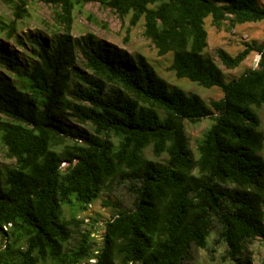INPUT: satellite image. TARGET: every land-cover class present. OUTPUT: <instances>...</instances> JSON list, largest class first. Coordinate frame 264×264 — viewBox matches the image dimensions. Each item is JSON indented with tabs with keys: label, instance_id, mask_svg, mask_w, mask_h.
I'll return each mask as SVG.
<instances>
[{
	"label": "trees",
	"instance_id": "trees-1",
	"mask_svg": "<svg viewBox=\"0 0 264 264\" xmlns=\"http://www.w3.org/2000/svg\"><path fill=\"white\" fill-rule=\"evenodd\" d=\"M26 1L16 9L24 11ZM44 1L60 25L52 43H37L35 59L24 66L0 49V66L15 78L0 79V143L14 159L0 171V264H195L191 247L206 248L213 230L223 257L250 264L247 244H264V131L256 111L264 104V40L245 43L235 55L217 50L226 68L240 65L251 50L259 53L254 67L225 81L203 54L204 19L230 30L264 20V5ZM87 1L128 17L127 30L142 19V35L157 55L172 53L175 76L217 86L222 96L205 103L170 85L145 55L128 56L90 32L74 37V10ZM77 53L87 72L73 65ZM66 117L90 130L72 129ZM203 117L212 121L194 155L184 121ZM147 147L154 159L145 155ZM118 183L128 185L131 206L104 221L99 245L85 229L67 248L75 219H65L62 206L85 211Z\"/></svg>",
	"mask_w": 264,
	"mask_h": 264
},
{
	"label": "rangeland",
	"instance_id": "rangeland-1",
	"mask_svg": "<svg viewBox=\"0 0 264 264\" xmlns=\"http://www.w3.org/2000/svg\"><path fill=\"white\" fill-rule=\"evenodd\" d=\"M258 1L264 5V0ZM18 3L19 0H0V49L5 55H11L19 65L24 66L35 59L33 51H35L37 43L45 45L52 43L56 35L60 33V25L55 20L54 7L50 3L44 0H27L24 11L16 9L15 6ZM15 12H19L21 15L16 17ZM142 22L141 19L135 26L127 30L128 17H118L110 9L100 6L98 2L87 1L82 7L74 10L71 33L74 37H78L90 32L100 42L123 49L128 56H133L135 53L145 55L157 74L170 85L178 86L186 92L198 94L205 103L222 96V90L217 86L206 88L187 78L175 76L174 72L169 69L172 53L157 55L149 40L142 35ZM204 27L207 31V45L203 54L212 58L219 66L225 81L238 77L246 69L256 65L259 56L256 50H251L240 65L234 68H226L220 62L217 50L224 49L230 55H235L243 49L245 43L260 44L264 40V20L238 24L230 30H217L210 24V18L207 17L204 19ZM73 65L77 69L87 72L78 53ZM0 79L9 82L15 80L14 76L3 66H0ZM74 81L75 79L72 83ZM256 111L260 117L259 128L264 131V104ZM65 119H67L65 120L66 124L72 129L90 130L88 125L81 124L71 118L66 117ZM211 121L209 117H203L197 122L184 121L189 147L194 155L197 154V141ZM145 155L155 158L150 147L145 149ZM157 159L163 161L164 156ZM13 164L14 159L6 154L4 146L0 143V171L4 172L7 167ZM132 199L133 195L128 190V185L118 183L112 185L110 192H102L85 211H78L74 205H63V217L65 219L74 218V221H77L71 223L74 230L73 237L66 247L72 246L78 240L80 231L85 229H91V235L96 245H99L104 221L117 209L129 208ZM216 237V231L213 230L208 238L206 248L191 247L192 263L238 264L234 260L223 257L225 246L215 242ZM244 255L250 259V264H264V244L258 239L248 243Z\"/></svg>",
	"mask_w": 264,
	"mask_h": 264
},
{
	"label": "built area",
	"instance_id": "built-area-1",
	"mask_svg": "<svg viewBox=\"0 0 264 264\" xmlns=\"http://www.w3.org/2000/svg\"><path fill=\"white\" fill-rule=\"evenodd\" d=\"M61 165H64V162H62V164Z\"/></svg>",
	"mask_w": 264,
	"mask_h": 264
}]
</instances>
